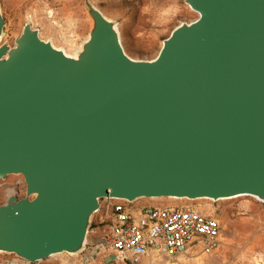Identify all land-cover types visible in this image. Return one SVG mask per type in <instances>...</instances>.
I'll list each match as a JSON object with an SVG mask.
<instances>
[{
	"label": "water",
	"instance_id": "95a60500",
	"mask_svg": "<svg viewBox=\"0 0 264 264\" xmlns=\"http://www.w3.org/2000/svg\"><path fill=\"white\" fill-rule=\"evenodd\" d=\"M185 2L197 17L151 59L87 0L74 53L29 22L0 43V178L25 182L0 203V252L80 251L102 197L264 201V0Z\"/></svg>",
	"mask_w": 264,
	"mask_h": 264
},
{
	"label": "rangeland",
	"instance_id": "374dc122",
	"mask_svg": "<svg viewBox=\"0 0 264 264\" xmlns=\"http://www.w3.org/2000/svg\"><path fill=\"white\" fill-rule=\"evenodd\" d=\"M114 20L126 52L134 58L151 59L159 52L164 38L183 21L197 17L185 0H87ZM2 15L8 20L0 43L14 44L26 22L37 28L41 38L50 40L67 53H74L87 37L91 17L85 0H0ZM17 183V184H15ZM25 195V182L20 174L0 178V203L10 190ZM251 201L256 208L245 206ZM93 213L84 247L76 253L61 252L42 260L28 262L14 253L0 252V264H125L107 260L111 255L105 247L110 230L109 197L100 198ZM246 201V203H247ZM136 205L191 206L221 220V245L212 253L189 250L179 258H161L159 264H264V201L248 195L209 198L141 197ZM260 234V236H258ZM237 257V258H236ZM14 262V263H11ZM141 264H148L143 260Z\"/></svg>",
	"mask_w": 264,
	"mask_h": 264
},
{
	"label": "built area",
	"instance_id": "2783aa9c",
	"mask_svg": "<svg viewBox=\"0 0 264 264\" xmlns=\"http://www.w3.org/2000/svg\"><path fill=\"white\" fill-rule=\"evenodd\" d=\"M109 199L110 230L104 244L114 261L159 264L163 257L178 258L189 250L212 253L221 245L220 218L195 207Z\"/></svg>",
	"mask_w": 264,
	"mask_h": 264
},
{
	"label": "crops",
	"instance_id": "0c3cea01",
	"mask_svg": "<svg viewBox=\"0 0 264 264\" xmlns=\"http://www.w3.org/2000/svg\"><path fill=\"white\" fill-rule=\"evenodd\" d=\"M246 201H245V206H248L250 208H256L257 207V205H255L251 201H247V203H246ZM161 205L167 206L168 204L164 203V204H161ZM257 219L263 221V224H264V216L258 217ZM258 236H260V234ZM263 251H264V246L260 245V247L258 248L257 252L260 253V252H263Z\"/></svg>",
	"mask_w": 264,
	"mask_h": 264
},
{
	"label": "flooded vegetation",
	"instance_id": "af4514ba",
	"mask_svg": "<svg viewBox=\"0 0 264 264\" xmlns=\"http://www.w3.org/2000/svg\"><path fill=\"white\" fill-rule=\"evenodd\" d=\"M15 184H17V183H15ZM18 190H19V189H17V190L15 191L17 195H18ZM11 191H14V189H13V190H10V192H11Z\"/></svg>",
	"mask_w": 264,
	"mask_h": 264
},
{
	"label": "bare ground",
	"instance_id": "6f19581e",
	"mask_svg": "<svg viewBox=\"0 0 264 264\" xmlns=\"http://www.w3.org/2000/svg\"><path fill=\"white\" fill-rule=\"evenodd\" d=\"M65 55L69 56V54H66V53H65ZM224 198H226V197H224ZM236 258H237V257H236Z\"/></svg>",
	"mask_w": 264,
	"mask_h": 264
}]
</instances>
